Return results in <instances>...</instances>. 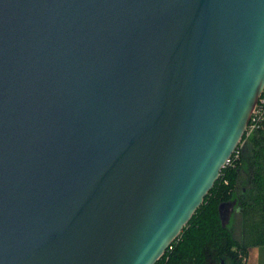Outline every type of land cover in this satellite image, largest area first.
<instances>
[{
  "label": "water",
  "instance_id": "obj_1",
  "mask_svg": "<svg viewBox=\"0 0 264 264\" xmlns=\"http://www.w3.org/2000/svg\"><path fill=\"white\" fill-rule=\"evenodd\" d=\"M263 90L264 0H0V264H155Z\"/></svg>",
  "mask_w": 264,
  "mask_h": 264
},
{
  "label": "trees",
  "instance_id": "obj_2",
  "mask_svg": "<svg viewBox=\"0 0 264 264\" xmlns=\"http://www.w3.org/2000/svg\"><path fill=\"white\" fill-rule=\"evenodd\" d=\"M236 150L238 155L220 170L203 203L155 264H245L250 247H264V122L251 135L244 132Z\"/></svg>",
  "mask_w": 264,
  "mask_h": 264
},
{
  "label": "rangeland",
  "instance_id": "obj_3",
  "mask_svg": "<svg viewBox=\"0 0 264 264\" xmlns=\"http://www.w3.org/2000/svg\"><path fill=\"white\" fill-rule=\"evenodd\" d=\"M230 211L224 214L225 220L224 223H229L230 220ZM236 217V215H235ZM232 228L234 230V237L239 240L240 239V234L238 231V225L233 222ZM245 264H264V247H256L252 246L248 249V257L247 260L245 261Z\"/></svg>",
  "mask_w": 264,
  "mask_h": 264
},
{
  "label": "built area",
  "instance_id": "obj_4",
  "mask_svg": "<svg viewBox=\"0 0 264 264\" xmlns=\"http://www.w3.org/2000/svg\"><path fill=\"white\" fill-rule=\"evenodd\" d=\"M264 93V90L263 92ZM264 122V94L260 96L259 100H258V104L251 116L250 122L245 130L246 136L251 135L253 132L257 131L259 128H261V125ZM235 154V156L238 155L239 151L235 150L233 152V154ZM232 154V155H233ZM229 163V161H228Z\"/></svg>",
  "mask_w": 264,
  "mask_h": 264
},
{
  "label": "flooded vegetation",
  "instance_id": "obj_5",
  "mask_svg": "<svg viewBox=\"0 0 264 264\" xmlns=\"http://www.w3.org/2000/svg\"><path fill=\"white\" fill-rule=\"evenodd\" d=\"M227 213V212H226ZM226 213H225V215H226ZM226 217V216H225Z\"/></svg>",
  "mask_w": 264,
  "mask_h": 264
},
{
  "label": "bare ground",
  "instance_id": "obj_6",
  "mask_svg": "<svg viewBox=\"0 0 264 264\" xmlns=\"http://www.w3.org/2000/svg\"><path fill=\"white\" fill-rule=\"evenodd\" d=\"M259 233V232H258ZM244 237V236H243Z\"/></svg>",
  "mask_w": 264,
  "mask_h": 264
}]
</instances>
